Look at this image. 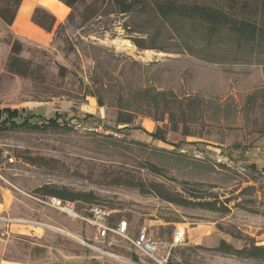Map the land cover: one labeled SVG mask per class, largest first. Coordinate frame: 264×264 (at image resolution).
<instances>
[{
	"label": "rangeland",
	"instance_id": "obj_1",
	"mask_svg": "<svg viewBox=\"0 0 264 264\" xmlns=\"http://www.w3.org/2000/svg\"><path fill=\"white\" fill-rule=\"evenodd\" d=\"M82 11L76 7L75 16ZM72 12L69 8L64 19L54 15L52 32L33 23L32 14L29 22L49 36L47 43L0 20V106L20 116L18 126L0 125V203L5 207L0 234L11 226L5 258L15 264H158L129 241L98 238L84 221L43 204L45 195L38 191L49 188L92 194L93 205L76 202L80 216L94 206L110 211L112 225L129 223L130 238L145 232L164 264H264L217 250L223 242L242 249L250 243L247 238L264 246V170L252 171L240 153L263 138L264 66L204 61L182 51L168 26L158 46L171 52L140 50L123 26L151 33L147 17L104 11L75 28L68 24ZM61 24L66 28L58 32ZM16 40L23 44L20 58L31 66L26 77L8 70ZM151 88L205 98L206 121L192 125L193 136L184 137L170 131L167 118L141 116L152 111L144 99ZM121 108L139 114L131 125H118ZM33 115L57 123L37 129L21 125ZM161 131L165 141L153 137ZM198 151L208 159L194 158ZM217 153L232 156L245 171L217 164ZM149 164L162 175L149 171ZM137 182L159 184L177 197L192 200L195 194L224 203L231 212L178 206L142 194L132 185Z\"/></svg>",
	"mask_w": 264,
	"mask_h": 264
},
{
	"label": "trees",
	"instance_id": "obj_2",
	"mask_svg": "<svg viewBox=\"0 0 264 264\" xmlns=\"http://www.w3.org/2000/svg\"><path fill=\"white\" fill-rule=\"evenodd\" d=\"M58 1L73 10L68 17V24L75 28L99 18L104 11L108 16L117 14L129 17L139 14L147 17L152 27L151 33L139 32L129 24L123 26L129 39L140 50L171 52L170 49L158 46L168 26L171 39L180 44L182 51L204 61L264 66V0H89V3L84 0ZM22 3L23 0H0V20L6 26L11 27L14 24ZM79 5L83 7V11L76 17L74 11ZM32 21L47 32H52L56 25V17L41 7L35 9ZM65 28L66 24H61L57 31ZM22 51L23 44L18 40L14 41L8 70L26 77L31 73V66L29 62L20 58ZM60 73L65 77L63 68ZM144 99L152 111L140 114L141 116L151 117L156 121H164L167 118L170 131L180 132L184 137L193 136L191 126L203 124L210 110L209 102L205 98L200 96L180 98L173 91H157L151 88L146 91ZM99 101L103 106V102ZM220 109L217 111L220 112ZM122 110L117 116L118 125H131L135 116L139 115L129 109H125L127 112ZM19 117L17 110L5 109L0 114V125L18 126ZM40 118V115H33L21 125L37 129L57 123L56 119L39 121ZM34 119L37 120L33 121ZM153 137L161 141L166 139L164 133L153 134ZM240 147L236 146L238 149ZM146 167L152 173L162 175V171L156 165L149 164ZM250 169L258 171L254 167ZM132 185L138 187L142 194H151L178 206L198 207L223 214L231 212V208L224 203L203 201L202 197L195 194H192V200L177 197L159 184L146 185L137 182ZM38 192L45 195L44 198L54 197L74 203L81 201L90 205L95 202L92 194L71 193L68 190L51 191L49 188L40 189ZM247 241L250 243L242 249H236L223 242L217 250L243 259L264 262V246H258L255 240L250 238H247Z\"/></svg>",
	"mask_w": 264,
	"mask_h": 264
},
{
	"label": "built area",
	"instance_id": "obj_3",
	"mask_svg": "<svg viewBox=\"0 0 264 264\" xmlns=\"http://www.w3.org/2000/svg\"><path fill=\"white\" fill-rule=\"evenodd\" d=\"M2 112L3 109L0 106V114ZM106 133L114 134L113 132ZM193 157L200 160L208 159V156L205 152L199 151L193 154ZM213 161H215L219 165H224L227 168L234 169L238 172L245 171V168L242 165L236 164V162L230 155L217 153L216 155H214ZM43 204L60 212L61 214L68 216L71 219H80L84 221L96 231L98 238L105 239L110 238L111 236L123 238L129 241L137 250H139L145 256L154 260L156 263L164 264L163 262L155 258L158 252V246L149 236L145 234V232H141L135 239L130 238L129 223L125 220H122L117 222L116 225H112L109 222L111 212L104 208L94 206L93 208H91L90 214L83 217L78 214L76 210V203L74 202L49 197L44 198Z\"/></svg>",
	"mask_w": 264,
	"mask_h": 264
},
{
	"label": "crops",
	"instance_id": "obj_4",
	"mask_svg": "<svg viewBox=\"0 0 264 264\" xmlns=\"http://www.w3.org/2000/svg\"><path fill=\"white\" fill-rule=\"evenodd\" d=\"M36 6L47 9V11L55 15L58 19H64L68 14L69 8L58 0H23L14 23L16 31L20 35L26 37L30 35L41 43H47L50 39L49 36L45 35L41 30L37 29L29 22ZM240 153L244 158V162H246L249 167H254L258 171L264 169V138L258 140L254 148L241 150ZM4 211V204L0 203V214ZM6 229L5 232L0 234V247L2 244L5 247L3 252H0V260H2L4 264H15L13 263V259L5 258L6 248L11 238V226H7Z\"/></svg>",
	"mask_w": 264,
	"mask_h": 264
},
{
	"label": "bare ground",
	"instance_id": "obj_5",
	"mask_svg": "<svg viewBox=\"0 0 264 264\" xmlns=\"http://www.w3.org/2000/svg\"><path fill=\"white\" fill-rule=\"evenodd\" d=\"M152 56H153V54H150V53L147 54L148 58H152Z\"/></svg>",
	"mask_w": 264,
	"mask_h": 264
}]
</instances>
